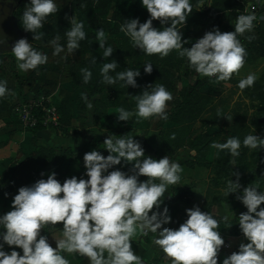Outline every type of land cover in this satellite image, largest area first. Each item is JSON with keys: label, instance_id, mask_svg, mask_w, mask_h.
<instances>
[{"label": "clouds", "instance_id": "clouds-1", "mask_svg": "<svg viewBox=\"0 0 264 264\" xmlns=\"http://www.w3.org/2000/svg\"><path fill=\"white\" fill-rule=\"evenodd\" d=\"M140 2L149 18L144 23L138 18L125 20L121 31L146 55H158L163 59L175 50L180 58L187 59L188 66L198 76L215 77L217 83L231 80L244 66L247 51L238 37L253 31L257 20L254 12L239 15L234 31L222 33L215 28L188 48L184 46L188 41L182 40L180 29L192 12L190 0ZM28 5L22 15L23 28L33 34V40H39L38 30L59 9L55 0H30ZM154 20H159L162 30L153 27ZM69 25L64 34L66 50L68 54H75L80 42L86 39L84 22L72 16ZM60 39L57 35L49 41L53 56L65 52ZM96 41L99 48L104 49V59L112 56L114 50L105 46L103 29L96 31ZM4 42L0 40V44ZM11 53L21 72L37 70L48 62L46 53L37 51L23 38L14 43ZM61 58L66 59V56ZM92 63H96V58ZM118 65L114 59L103 63L100 68L102 82L112 86L123 81L127 88H136L140 70L128 69L111 75ZM152 70L151 63L144 64L145 73L151 74ZM80 72L82 83L88 84L92 79L91 70L82 68ZM257 78L255 73H250L240 79L237 86L243 91L252 87ZM9 95L14 93L7 87V81L0 80V99ZM81 99L91 110L93 104L87 95L82 94ZM172 99L165 86L148 85L135 96V113L121 107L117 118L127 122L136 115L143 120H167L168 102ZM103 145L109 153L106 157L96 150L83 157L87 179L73 176L61 184L53 172L47 179L41 178L31 186L18 189L12 200V210L0 215V264H69L62 253L86 257L89 264H144L132 248V237L137 231L144 236L154 234V244L171 259V264H218V254L226 245L218 230L220 221L213 215L194 206L185 210L187 219L177 229L164 227L172 222V218L167 206L160 210L162 197L169 185L179 184L181 165L171 162L168 156L159 160L146 156L141 144L133 137H108ZM242 145L250 150H262L264 138L247 135L241 142L239 137H231L224 143L213 142L210 147L216 149L217 154L225 152L235 158L240 156ZM122 162L132 165L129 172L116 167ZM231 163L235 165V160ZM234 175L236 180L230 179L227 183V196L241 188L239 174ZM141 176L147 179L141 181ZM236 198L247 209L238 217L240 232L247 243L241 242L238 250L223 258L220 264H264V191L247 186ZM223 220L229 222L230 217L226 215ZM61 223L63 238L55 240L53 247L42 232L45 227ZM5 245L11 251L6 252Z\"/></svg>", "mask_w": 264, "mask_h": 264}, {"label": "rangeland", "instance_id": "rangeland-1", "mask_svg": "<svg viewBox=\"0 0 264 264\" xmlns=\"http://www.w3.org/2000/svg\"><path fill=\"white\" fill-rule=\"evenodd\" d=\"M98 1L55 0L58 12L47 18L44 27L38 30L43 32L42 37L32 43L37 51H40L41 47L46 48L49 68L44 72L39 71L32 87H20L18 84L16 93L20 95L18 94L15 100L10 95L2 99L0 123H8L19 131L30 133V128L22 127L15 108L26 101L43 98L44 105L51 104L56 107L59 117L57 124L47 126V130L54 131L59 136L81 135L86 139L84 146L69 150L63 156L62 148L52 146L43 137L34 138L27 148L32 151L34 147L36 149V146H40L38 149L42 152L38 155H41L43 164L48 168L45 171L46 177L54 167L53 172L60 177L61 184L66 178L73 176L87 179L84 176L86 170L83 157L94 150H90L93 147L90 146L80 151L87 143L97 146L96 151L106 157L109 154L103 145L106 138L134 137L145 152H150L146 155L157 152L159 159L168 156L171 162L179 163L183 169L179 184L174 185L175 191L172 193L171 185L167 187L164 196L168 202L160 208L163 210V207L167 206L169 209L172 216V225L169 228L177 229L187 219L185 210L194 206H199L202 212H208L219 219L227 215L232 221L242 211L247 210L236 198L242 194L244 187H256L264 191V149L250 150L242 145L240 156L233 158L225 152L217 154V150L210 145L213 142L224 143L231 137H239L241 142L247 135L264 138V0H235V4L227 9H222L220 5L215 6L214 0H199L196 4V9L201 13L198 24H184L180 29L182 40L188 41L184 46L191 48L206 32L215 28H219L222 33L232 32L239 15L255 13L257 20L254 21L253 31L238 37L247 51L245 64L238 74H234L231 80L226 82L217 83L215 77L198 76L194 69L188 66L187 59L180 58L175 50L163 59L158 55L148 56L132 45L125 32L120 30L112 36L104 31L105 46L110 45L116 49L121 45L118 49L127 55L125 61L118 63L115 72L110 74L115 76L116 72L139 69L140 76L136 78V88H127L123 81H118L112 86L106 85L102 82L100 69L91 70L90 82L82 83V68H90L93 58H96L95 65L107 60L102 57L104 49L99 48L96 41L97 29L80 42V48L75 54L67 53L64 34L70 27L69 18L75 16L77 19L75 5L86 7L98 4ZM29 2L30 0L26 3L25 10L30 6ZM162 28L163 26L158 29ZM57 35L61 38L60 43L65 45V52L53 56V47L49 41ZM45 36L47 40L42 39ZM65 56L66 59L61 58ZM145 63L153 65L151 74L144 72ZM16 64L13 55L3 56L0 61V77L11 79L17 85L16 73H24V77L31 70L21 72ZM250 73H255L258 78L252 87L241 91L237 86L238 82ZM148 85H163L172 94L173 99L168 102V113L184 102V92H193L190 108L181 112L175 120H143L133 115L127 122L119 121V109L123 107L135 113V96L141 94ZM82 94H86L92 102L91 110L81 99ZM64 116L66 117L63 118ZM192 141L196 150L191 149ZM52 150L54 156L57 155L59 159L48 167L53 160H50ZM233 159L235 165L231 163ZM125 163L122 162V165L116 167L128 171L132 165L127 168ZM234 173L239 174L241 188L237 193L227 196L225 191L228 181H235L237 178ZM39 176L38 172L33 175V184L39 180ZM139 179L144 181L147 177L141 176ZM155 182L160 183L159 180ZM220 205L222 207L217 209ZM223 230L220 233L222 237L230 235L229 228L223 226ZM62 231V223L53 226L52 234L48 238L53 247L55 240L63 238ZM144 239L139 231L132 237L137 243L145 242ZM148 239L145 243H150L151 240ZM62 255L69 260V264H79L77 256L80 255ZM151 264H171V259L166 258L158 248Z\"/></svg>", "mask_w": 264, "mask_h": 264}, {"label": "trees", "instance_id": "trees-1", "mask_svg": "<svg viewBox=\"0 0 264 264\" xmlns=\"http://www.w3.org/2000/svg\"><path fill=\"white\" fill-rule=\"evenodd\" d=\"M199 0H190L192 4V12L189 14V17L187 18L186 22L184 24L188 25H195L198 24L197 21L201 17V13L196 9V4ZM219 1H221V4H219ZM28 0H0V40H4L5 42L3 44H0V61L2 60L3 56L5 55H13L11 53L12 46L16 41L19 39H26L29 43H33V34L30 32H27L23 28L22 23V15L25 11V6ZM235 0H214L215 6L220 5L222 9L230 8L235 4ZM219 6V7H220ZM75 12L77 15L78 21L84 22V31L86 32V37L92 34V31L94 29H103L107 34L109 35H116L120 30L121 26L126 22L125 20L129 19H136L138 18L140 23H144L149 18V13L147 10L141 5L140 0H99L98 4L95 5H87L86 7H82L81 5H75ZM91 22H94L91 24ZM168 25H164L166 27ZM153 27L159 28L161 27V24L159 20L153 21ZM41 35L43 32L38 31ZM42 37V36H41ZM43 40H47L46 36L45 38H42ZM110 46V45H107ZM106 46V47H107ZM114 50L113 53L105 62H97V65L92 64L89 70H95L100 69L103 65V63L111 62V60H116L117 63L122 64L126 59V54L121 50L118 49V47H121V45H118L117 48L111 46ZM40 51L46 53V48L41 47ZM49 68V65L46 63L45 65L40 66L37 70H31V72L28 75H25L23 79H19L18 76H16V79L18 81L19 86L28 85L29 87H32V85L35 82V75L37 72H44ZM29 78V79H28ZM201 83H198L200 85ZM184 102H182L177 108H175L173 111L168 113V119L167 120H175L176 116H178L181 112H184L186 109L190 108V101L194 96L193 92H184ZM2 99H0L1 103ZM7 102V101H6ZM2 113V109L0 106V114ZM64 116L63 118H65ZM46 129V127L42 126L40 122L37 123V125L33 128H30L29 131L31 134H37V132H40L42 130ZM93 146L90 150L97 149V146L87 143L84 149H81L80 151L85 150L87 147ZM95 146V147H94ZM196 146L194 142L192 141L191 149H195ZM69 149H63L62 154L63 156L65 153H68ZM71 151V150H70ZM42 150H39L38 148L34 149V154H40ZM32 152L30 154H33ZM148 157H152L154 159L159 160L158 153L155 152L154 154L146 155ZM54 157V151H51L50 160ZM43 166V160L41 163ZM49 166V165H48ZM55 168L52 167L49 171V174L53 173V170ZM120 170V169H119ZM14 167H11L10 171L4 175L3 179L4 181L13 180V174H14ZM124 172H129V170H121ZM37 172L32 173L30 178L28 179V184L31 186L33 184L32 181H35L32 177ZM40 174V173H39ZM48 174V175H49ZM47 175V176H48ZM36 178V177H35ZM42 175L38 177V179H41ZM44 179H47L44 178ZM56 179L58 181H62L60 177L56 176ZM15 183L10 186L9 191L7 193H14L13 188ZM171 191L172 193L175 191L174 185H171ZM12 197V194L10 195ZM14 197V196H13ZM264 207V205H262ZM162 211V210H161ZM247 210L242 211V213L246 212ZM239 215L235 217L232 221L225 222L223 219L216 218L220 221L219 224V231L222 233L223 226H226L229 228L228 233L232 236H238L241 232L239 229ZM53 231V226L45 227L44 232L42 234H46L48 238L51 236ZM145 237V242L149 241V237ZM79 259V264H88L89 260L86 257L83 256H77Z\"/></svg>", "mask_w": 264, "mask_h": 264}, {"label": "crops", "instance_id": "crops-1", "mask_svg": "<svg viewBox=\"0 0 264 264\" xmlns=\"http://www.w3.org/2000/svg\"><path fill=\"white\" fill-rule=\"evenodd\" d=\"M38 73L39 72H37L35 75V81ZM23 74L24 73L19 74L18 72L16 73L15 77L18 76L19 79H23L24 78ZM0 80L7 81V87L11 89L12 92L14 93V95H10V96L15 100V98H17L20 95V93H16L18 91L17 88H19L18 83L16 85V83H14L13 80L11 79L7 80V78L4 77H0ZM39 137L45 138L46 142H49L50 144H52V146L66 150L69 149L71 151L74 149L81 148L86 143V139L83 138L81 135L59 136L57 135L56 132L51 131L49 129L48 130L44 129L40 132H37V134L33 135L31 133L19 131L15 129V127L8 125V123L5 124L0 123V215H3L12 210L13 196L18 194V189L20 187L30 186L28 184V179L30 178L32 173L38 172L41 174L42 171L43 172L42 173L43 175L41 174L42 178L43 179L46 178L45 171L48 170V168L40 164L42 161L41 155L39 156L37 154L38 156H36V153L30 154V152H34V150L29 151L27 148V145L30 146L29 144L32 140H34V138L38 139ZM134 140L136 139L134 138ZM36 147L40 148V146H36ZM149 153H150L149 151H146L145 155ZM57 158L59 159L57 155L56 157L54 156L52 163L50 162L48 167H51L52 166L51 164H54ZM130 165L131 164L128 163L127 168H129ZM11 167H14L15 170L13 174L14 179L9 181H4L3 177L10 171ZM13 183H15L14 185L15 187L13 188L12 191L14 193H7L9 191L10 186H12ZM5 193H7V196H5ZM11 194L12 197L10 196ZM163 198L164 200L161 206H164L166 202H168L166 196L162 197V199ZM220 207L222 206L220 205L219 207H217V209ZM171 225L172 222L169 223L168 225H164V227H171ZM148 237L151 240L150 243H145V242L137 243L135 241L132 242L133 251L142 257L144 264H151V261L154 258L157 249L159 248L153 242L155 238L154 234L149 233ZM223 238L225 240L226 246L223 247L221 252L218 254L219 255L218 264H220V261H222L223 258L230 255L232 252L237 251L239 244L241 242L247 243V241L243 238L241 233L238 236L228 235V236H223ZM4 250L6 252L11 251V249L7 245H5ZM16 250L18 252L21 251L18 248Z\"/></svg>", "mask_w": 264, "mask_h": 264}, {"label": "built area", "instance_id": "built-area-1", "mask_svg": "<svg viewBox=\"0 0 264 264\" xmlns=\"http://www.w3.org/2000/svg\"><path fill=\"white\" fill-rule=\"evenodd\" d=\"M45 99L26 101L15 108L19 121L23 128H33L38 122L42 126L56 125L59 117L54 105H44Z\"/></svg>", "mask_w": 264, "mask_h": 264}]
</instances>
